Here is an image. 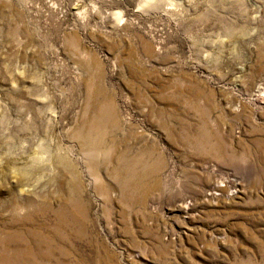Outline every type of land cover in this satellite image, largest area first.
<instances>
[{
  "label": "rangeland",
  "instance_id": "374dc122",
  "mask_svg": "<svg viewBox=\"0 0 264 264\" xmlns=\"http://www.w3.org/2000/svg\"><path fill=\"white\" fill-rule=\"evenodd\" d=\"M0 264H264V0H0Z\"/></svg>",
  "mask_w": 264,
  "mask_h": 264
},
{
  "label": "bare ground",
  "instance_id": "6f19581e",
  "mask_svg": "<svg viewBox=\"0 0 264 264\" xmlns=\"http://www.w3.org/2000/svg\"><path fill=\"white\" fill-rule=\"evenodd\" d=\"M247 41H248V39H247ZM263 93V92H262ZM240 104V103H239ZM234 110H236V108L234 109ZM233 110V111H234ZM113 122V121H112ZM246 122V121H245ZM112 133V132H111ZM220 143V142H219ZM38 153V152H37ZM136 155V154H135ZM34 156H35V154H34ZM54 156V155H53ZM41 157V156H40ZM39 157V158H40ZM37 158V157H36ZM32 159H33V157H32ZM35 159V158H34ZM38 159V158H37ZM43 160V159H42ZM35 161H37V160H35ZM39 161H41L40 159H39ZM37 162V163H40V162ZM32 162H33V160H32ZM50 162V161H49ZM33 164H35V163H33ZM32 164V165H33ZM42 164H44V163H42ZM17 166V165H16ZM36 166V165H35ZM133 166V165H132ZM18 167V166H17ZM16 167V168H17ZM40 168H46V165L44 164V165H41V166H39ZM16 168H12V169H16ZM49 169V168H48ZM132 170V169H131ZM156 171V170H155ZM135 173V172H134ZM43 177V176H42ZM31 178V177H30ZM28 179V178H27ZM44 180V179H43ZM42 180V181H43ZM40 184V182L38 181V182H30V183H27V184H25L24 185V187L22 188V190H21V193L22 194H24V195H31L36 189H37V187H38V185ZM231 186V185H230ZM42 187V186H41ZM105 187V186H104ZM155 188V187H154ZM153 189V188H152ZM213 189L214 190H217L218 189V186H213ZM215 192V191H214ZM210 195H212V193L210 194ZM224 195H226V194H224ZM30 207V206H29ZM2 215V214H1ZM81 217V216H80ZM36 221V220H35ZM37 243V242H36ZM45 244V243H44ZM41 248V247H40ZM15 252V251H14Z\"/></svg>",
  "mask_w": 264,
  "mask_h": 264
}]
</instances>
